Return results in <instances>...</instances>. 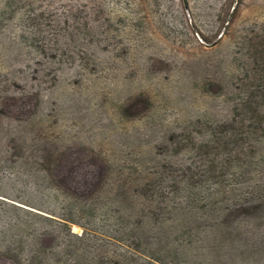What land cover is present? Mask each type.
I'll list each match as a JSON object with an SVG mask.
<instances>
[{"label":"rangeland","instance_id":"374dc122","mask_svg":"<svg viewBox=\"0 0 264 264\" xmlns=\"http://www.w3.org/2000/svg\"><path fill=\"white\" fill-rule=\"evenodd\" d=\"M185 8L197 18L194 33ZM225 23L229 25L226 32L219 34L213 44L204 43L203 35L213 39ZM249 39L257 45L264 40V0H0V82L8 77L5 95L14 94L15 82L25 84V76L38 69L42 102L36 111L40 116L48 114L43 121L45 132L53 138L60 135L78 143H104L101 147L106 150V135L118 132L120 106L137 98L143 86L151 94L150 99L141 100L138 106L143 113L128 121L126 128L134 133V146L151 159L153 149L147 145V124L177 127L185 118H200L204 111L221 114L226 108V93L259 84L258 75L251 72L252 79L248 81L246 69L242 71L239 66L244 62ZM147 59L153 62L150 64ZM222 69L227 70L223 77ZM232 76H236L233 84ZM35 77L32 75L33 80ZM205 81L214 85L208 89L223 93H206ZM51 96L56 98L49 101ZM162 111L165 112L159 117ZM169 152L172 158L176 157L173 150ZM0 165L6 172L12 166ZM253 168L260 172L258 161ZM153 169L157 172L155 165ZM20 182L22 185L16 184L17 190L12 192L10 188V192L31 206L22 200L7 199L22 207L14 208L0 200V231H55V238L48 244L56 247L54 253L63 261L61 231L67 230L59 221L48 223L40 219L36 215L40 211L35 208L39 205L52 209L55 202L48 201L47 196L40 201L35 192L24 188V181ZM111 190V204L118 210L114 212L115 219L107 226L88 219L82 221L86 226L71 223L74 234L98 231L101 236L117 235L116 239L135 253L156 256L164 255V250L168 264L221 263L210 249L217 243L206 238L208 226L194 229L196 245L181 247L180 252L186 256L173 260L178 249L175 234L182 231L183 220L186 224L192 219L174 202L167 204L168 213L162 218L161 228H149L150 222L145 220L138 231H143L142 236L149 240L137 248L131 246L123 237L136 229L135 207L138 204L143 209V203L140 199L135 202L136 196L131 193L127 197L130 201L121 205L116 188ZM121 216L123 220L119 221ZM246 252L240 251L235 264H240L241 259L245 264H264L260 254L246 256ZM217 257L222 260L224 256Z\"/></svg>","mask_w":264,"mask_h":264},{"label":"trees","instance_id":"16d2710c","mask_svg":"<svg viewBox=\"0 0 264 264\" xmlns=\"http://www.w3.org/2000/svg\"><path fill=\"white\" fill-rule=\"evenodd\" d=\"M184 14L194 33L197 18L187 13L186 8ZM228 27L225 23L213 39L203 35L204 43L213 44ZM247 44L244 62L239 66L242 71L246 69L248 81L252 73L258 75L259 84L226 93V108L221 114L204 111L200 118H185L177 127L147 124L150 140L147 145L153 149L151 159L134 146V133L126 128L128 121L143 113L138 106L141 100L150 99L151 94L143 86L137 98L120 106L118 132L106 135L109 139L106 150L101 147L104 143L98 145L86 139L78 143L60 135L53 138L45 132L43 121L48 114L40 116L36 111L42 102L38 69L25 76V84L15 82L17 92L11 95H5L10 79L4 77L0 82V164L12 166L7 175L0 165V200L22 208L7 199L22 200L12 192L24 181V188L36 193L40 201L47 196L48 201L55 202L52 209L37 205L35 208L40 212L36 215L48 223L59 221L67 231H61L63 261L57 259L56 247L48 244V240L55 238V231H0V264H168L164 250V255L147 256L132 252L116 239L117 235L106 237L93 231L78 236L71 231V223L86 226L84 219L103 226L115 219L114 212L118 210L111 204L114 187L121 205L130 201L127 197L131 193L136 196L135 202L140 199L143 203V209L138 204L135 207L136 229L127 231L123 237L131 246L137 248L149 240L142 236L143 231H138L145 220H149V228H161L162 218L168 213L166 206L174 202L192 219L186 224L183 220L182 231L175 234L178 249L173 260L186 256L180 252L181 247L196 245L197 231L193 230L207 226L210 230L206 238L217 243L210 249L220 264H235L242 249L247 251L246 256L255 253L264 259V40L257 45L249 39ZM221 64H225V59ZM226 71L222 69L220 73ZM32 75L37 77L33 80ZM235 78L231 77L232 84ZM204 84L206 93H223L208 89L214 86L208 81ZM55 98L51 96L48 100ZM169 150L176 157L172 158ZM256 161L260 172L253 168ZM25 202L21 203L31 206ZM220 254L223 261L217 257ZM245 263L240 260V264Z\"/></svg>","mask_w":264,"mask_h":264}]
</instances>
